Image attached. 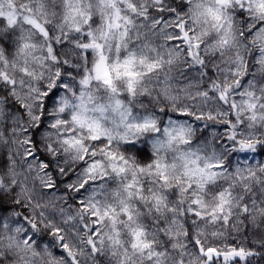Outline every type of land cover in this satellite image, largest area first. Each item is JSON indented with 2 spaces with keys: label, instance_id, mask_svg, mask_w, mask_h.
<instances>
[{
  "label": "snow or ice",
  "instance_id": "snow-or-ice-1",
  "mask_svg": "<svg viewBox=\"0 0 264 264\" xmlns=\"http://www.w3.org/2000/svg\"><path fill=\"white\" fill-rule=\"evenodd\" d=\"M256 256L264 0H0V264Z\"/></svg>",
  "mask_w": 264,
  "mask_h": 264
},
{
  "label": "trees",
  "instance_id": "trees-1",
  "mask_svg": "<svg viewBox=\"0 0 264 264\" xmlns=\"http://www.w3.org/2000/svg\"><path fill=\"white\" fill-rule=\"evenodd\" d=\"M256 159L259 160V159H261V157L257 156ZM254 239L255 238L252 237L251 235H248L246 239L243 236L239 238V240H243L244 241L245 246H251V242ZM255 250L259 251V248H256ZM251 261H252V264H264V258H262L260 256L252 257ZM240 264H244V261H241Z\"/></svg>",
  "mask_w": 264,
  "mask_h": 264
}]
</instances>
